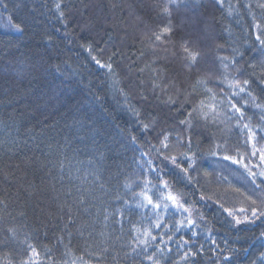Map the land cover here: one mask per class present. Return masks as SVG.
I'll return each mask as SVG.
<instances>
[{"label":"trees","instance_id":"1","mask_svg":"<svg viewBox=\"0 0 264 264\" xmlns=\"http://www.w3.org/2000/svg\"><path fill=\"white\" fill-rule=\"evenodd\" d=\"M261 4L0 0V264H264V161L243 127L264 136ZM185 45L201 53L191 67ZM233 77L251 81L242 119L187 115ZM165 134L187 173L157 153ZM145 180L154 202L170 190L189 211L161 210L157 228L136 206Z\"/></svg>","mask_w":264,"mask_h":264},{"label":"snow or ice","instance_id":"2","mask_svg":"<svg viewBox=\"0 0 264 264\" xmlns=\"http://www.w3.org/2000/svg\"><path fill=\"white\" fill-rule=\"evenodd\" d=\"M221 3H223V0H220ZM169 3L171 4H176V0H169ZM178 6V5H177ZM260 7L264 8V4L259 5ZM57 7H59V5H57ZM248 7L250 8L251 5H248ZM164 12L165 13H169L170 14V9L168 7V5L164 6ZM257 28H260V25L257 24L256 25ZM18 30H22V29H18ZM170 29L165 27L162 31V33L160 34H156L155 35V39L156 40H160L161 36L165 33H169ZM257 39L260 40V36H257ZM261 44L264 45V40H261ZM89 51H91V49H88ZM183 51L186 54L185 55V59L188 60V67H191L193 65H195L197 63V59L198 57L201 55V53L199 51H195L193 50L190 46L185 45L183 47ZM221 60V63L223 64V67L225 69V74H224V79L220 81V83H224L225 80H227V69L230 65L235 64L234 60H229L228 57H220L219 58ZM93 60H95V62L101 67V68H108L109 71H111L112 66L111 64H104L101 63V61L99 59H97L95 56H93ZM238 71V70H237ZM198 84H202L206 87V90L209 93H212V89L211 88H207V80L206 79H200L197 81ZM251 83V81H249L248 79H244L243 81H241L240 79H237L236 77H233L231 80L228 81L227 86L229 89H231V95H226L224 97V99L219 102V103H212L209 105H205L203 102H201L199 107H194L192 108L191 111H189L187 113V115L192 118V119H197V118H201L204 120H207L209 118V116L211 115V118L215 121L217 119H220L222 121H232V120H236V119H242L245 115L244 110L241 108L240 106V100L242 99V94H247L248 97L254 99V97H252V93L250 91H248V85ZM261 84H264V79H262L260 81ZM159 84H155L154 87H159ZM145 99H147V97H144ZM236 98H240V99H236ZM213 100H215V96L213 94ZM168 103L171 104H175L176 100L172 99V97L170 96L168 101ZM187 102V101H185ZM244 107H247V101H244ZM259 107V105H257ZM205 109H208L207 111H205ZM231 113V114H229ZM237 114H239L237 116ZM262 119H264V116H262ZM181 124H185L188 125L189 127H191V121L190 120H181L180 121ZM145 129H148V125H144ZM243 127L245 129L248 130L247 132V138L245 140V143H249L250 141L251 143V147L253 149V151L251 152V155L255 156L257 153H259L260 155V159L262 161H264V147H257V144H259L260 140H264V136L260 137V140L257 139L256 133L252 131V129L249 127L248 124L243 125ZM261 131H264V129H261ZM181 141L179 139V137L177 138V143L179 144ZM188 142L191 143V139L188 138ZM159 143L161 145V147L159 149H156L157 153L162 155L163 160L166 162L171 163L172 165H174L176 168L181 169V171L187 173L188 169L187 168H182L181 164L178 163L177 161V157L173 156V155H163L162 150H167L170 148V144H169V135L165 134L162 136V138L159 140ZM155 148V146H153ZM215 154V153H214ZM183 156L184 159L190 160L191 157L188 156V154L182 153L181 154ZM224 160H231L232 163H239L238 160L233 159V157L229 156V155H224L223 156ZM152 161L149 160L148 164L151 165ZM151 171L156 173L157 178H160V172L156 171L155 168H152ZM252 176H256L257 173L255 172H251L250 173ZM261 176V181L264 182V172L260 173ZM190 179V177H189ZM163 189L167 190L169 189V184L166 180H163ZM150 181L145 180L143 182V189L140 193H138L139 196H141L143 199L140 203H138L136 206L140 207V208H145L147 206H151V211L154 213L155 218H156V224L155 226L157 228L160 227V223L161 221V210L164 213H167L169 208H174L176 210V212H179L181 214H183L184 212H188L189 209L187 207L184 206L183 203L180 202V199L178 198L177 195H174L170 190L167 191V193L165 194V192L161 189H157V191L160 192L161 195V199L159 200V202H154L153 197L147 194L148 189V185L150 184ZM126 187L130 188V185H126ZM201 199H203V197H201ZM165 201H169V203L165 202ZM146 202V203H145ZM127 204V201L125 202ZM119 211V210H118ZM240 211H245V209H240ZM231 215V213H229ZM252 216H257L258 215V210L257 209H252L251 212ZM259 215L264 216V211H259ZM241 221L237 218V223H240ZM181 226L183 225V222H180ZM195 224V221L188 219V227H191ZM139 231V230H137ZM145 236H149L151 235L150 232H148L147 230H145ZM195 235V233H194ZM152 239L155 240L156 237L152 236ZM136 240L139 243H146V240H141L139 236L136 237ZM31 247V246H30ZM32 251L34 252L35 255H39L38 252H36L35 248H32ZM103 251H107V249H103Z\"/></svg>","mask_w":264,"mask_h":264}]
</instances>
